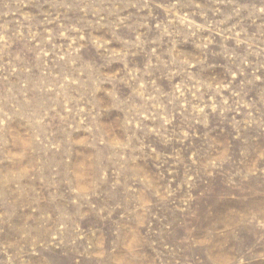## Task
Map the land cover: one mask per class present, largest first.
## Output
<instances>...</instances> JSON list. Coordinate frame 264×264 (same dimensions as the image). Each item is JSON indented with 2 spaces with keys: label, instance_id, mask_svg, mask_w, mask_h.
I'll use <instances>...</instances> for the list:
<instances>
[{
  "label": "rangeland",
  "instance_id": "1",
  "mask_svg": "<svg viewBox=\"0 0 264 264\" xmlns=\"http://www.w3.org/2000/svg\"><path fill=\"white\" fill-rule=\"evenodd\" d=\"M0 264H264V0H0Z\"/></svg>",
  "mask_w": 264,
  "mask_h": 264
}]
</instances>
